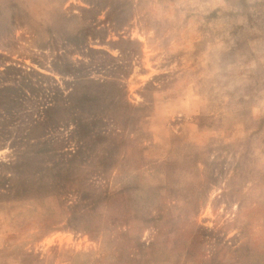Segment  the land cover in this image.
Masks as SVG:
<instances>
[{"label":"rangeland","instance_id":"1","mask_svg":"<svg viewBox=\"0 0 264 264\" xmlns=\"http://www.w3.org/2000/svg\"><path fill=\"white\" fill-rule=\"evenodd\" d=\"M0 264H264V0H0Z\"/></svg>","mask_w":264,"mask_h":264}]
</instances>
